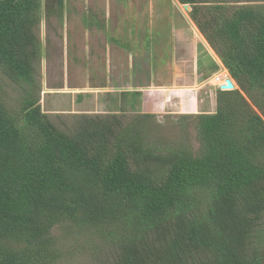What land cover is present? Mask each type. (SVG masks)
I'll return each mask as SVG.
<instances>
[{"label":"trees","instance_id":"trees-1","mask_svg":"<svg viewBox=\"0 0 264 264\" xmlns=\"http://www.w3.org/2000/svg\"><path fill=\"white\" fill-rule=\"evenodd\" d=\"M176 1L238 86L214 113L179 115L195 154L149 141L150 114L55 127L30 93L41 0H0V72L27 87L16 114L0 98V264L57 263V224L100 231L108 264H264V4Z\"/></svg>","mask_w":264,"mask_h":264},{"label":"rangeland","instance_id":"rangeland-1","mask_svg":"<svg viewBox=\"0 0 264 264\" xmlns=\"http://www.w3.org/2000/svg\"><path fill=\"white\" fill-rule=\"evenodd\" d=\"M209 1L197 4L209 5ZM223 1L230 8L264 4V0ZM190 10L176 0H63L61 7L55 0H41L35 31L40 57L31 96L37 97L41 111L63 132L72 134L78 124L108 119L129 126L140 115L150 114L142 120L149 141L158 138L166 141L162 146L187 145L195 154L199 145L195 120L157 112L161 97L154 91L163 85L162 72L173 59L177 64L186 61L189 70L183 74L187 75L190 70L194 73L200 54L211 53L219 66L206 75L204 84L214 89L213 76L224 78L225 68L190 19ZM25 89V83L0 72V98L10 113L18 112ZM213 98V109L202 107L204 114L215 112L216 93ZM51 234L62 252L55 264H108L116 253L112 243L93 228L57 224Z\"/></svg>","mask_w":264,"mask_h":264},{"label":"crops","instance_id":"crops-1","mask_svg":"<svg viewBox=\"0 0 264 264\" xmlns=\"http://www.w3.org/2000/svg\"><path fill=\"white\" fill-rule=\"evenodd\" d=\"M190 43L192 42L188 41L186 43L187 48H189L187 49L188 52H191ZM209 54L210 55L200 54L198 60H196L197 64L194 73L190 70L187 75L183 74L185 73V69H187L186 71L189 70V67H187V63L185 60L184 61L182 60L179 64H177L178 62H176L174 59L170 62L169 69L167 71L165 70L164 72H162V74H164V78L162 77L164 79V83L168 82V84L164 85V83H162L163 85H160V87H156V90L154 89V91L160 93V97H161V104L158 106L159 111L157 112L159 113L167 112L168 114H173V115L175 114L196 115V114H204L205 111H202L203 110L202 107L206 106L207 108L209 106L208 109L210 111L213 109L212 108V106H214L213 95L216 93V98H217L218 90H219V86H218L219 82H216L218 81V78H216L214 81V86L217 87V88L214 87V89L211 88L207 89V84L206 83L204 84L203 81L206 78V75L214 69L216 71L219 65L217 62H214L215 59L212 61V58L214 57L213 54L211 53ZM189 63L191 62L190 61L188 62V66H190ZM219 63L221 64L220 61ZM177 66H180L182 68L179 67L177 69ZM221 71L220 73H222ZM223 73L225 77L222 78V80L226 81V79H230L234 89L235 87L234 80L227 74L225 69ZM215 77H217V75L213 76V79ZM204 88L207 89L205 92L206 95L200 96L201 90H203Z\"/></svg>","mask_w":264,"mask_h":264},{"label":"water","instance_id":"water-1","mask_svg":"<svg viewBox=\"0 0 264 264\" xmlns=\"http://www.w3.org/2000/svg\"><path fill=\"white\" fill-rule=\"evenodd\" d=\"M185 9H188V4H182ZM222 88H232L233 84L230 79H226V85H221Z\"/></svg>","mask_w":264,"mask_h":264},{"label":"built area","instance_id":"built-area-1","mask_svg":"<svg viewBox=\"0 0 264 264\" xmlns=\"http://www.w3.org/2000/svg\"><path fill=\"white\" fill-rule=\"evenodd\" d=\"M221 85H226V81H224V80L221 83H218L219 90L229 91V90H232L233 89V87L232 88H222V87H220Z\"/></svg>","mask_w":264,"mask_h":264},{"label":"bare ground","instance_id":"bare-ground-1","mask_svg":"<svg viewBox=\"0 0 264 264\" xmlns=\"http://www.w3.org/2000/svg\"><path fill=\"white\" fill-rule=\"evenodd\" d=\"M221 75H222V77H225L224 73L221 74ZM216 78H218V81H217V82L221 83L220 78H219V77H216ZM216 78H215V79H216Z\"/></svg>","mask_w":264,"mask_h":264}]
</instances>
